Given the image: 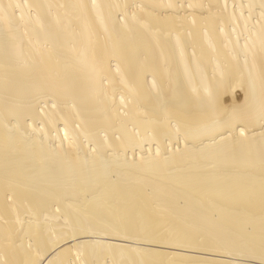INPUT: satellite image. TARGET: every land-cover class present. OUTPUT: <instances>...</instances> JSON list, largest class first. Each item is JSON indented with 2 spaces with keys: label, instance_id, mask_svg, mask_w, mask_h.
<instances>
[{
  "label": "bare ground",
  "instance_id": "obj_1",
  "mask_svg": "<svg viewBox=\"0 0 264 264\" xmlns=\"http://www.w3.org/2000/svg\"><path fill=\"white\" fill-rule=\"evenodd\" d=\"M0 264H264V0H0Z\"/></svg>",
  "mask_w": 264,
  "mask_h": 264
},
{
  "label": "rangeland",
  "instance_id": "obj_2",
  "mask_svg": "<svg viewBox=\"0 0 264 264\" xmlns=\"http://www.w3.org/2000/svg\"><path fill=\"white\" fill-rule=\"evenodd\" d=\"M229 2L231 3V0H229ZM234 5V4H233ZM257 10H259V7L257 8ZM256 16V17H255ZM255 18H259L258 15H254V19Z\"/></svg>",
  "mask_w": 264,
  "mask_h": 264
}]
</instances>
